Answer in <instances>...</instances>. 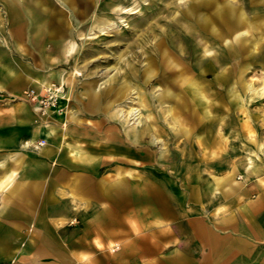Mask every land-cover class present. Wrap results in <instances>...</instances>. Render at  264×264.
Returning <instances> with one entry per match:
<instances>
[{"label": "rangeland", "instance_id": "374dc122", "mask_svg": "<svg viewBox=\"0 0 264 264\" xmlns=\"http://www.w3.org/2000/svg\"><path fill=\"white\" fill-rule=\"evenodd\" d=\"M91 2L49 3L71 27L51 38L60 39V53L46 35L12 45L0 2V61L11 77L52 78L28 88L61 87L55 106L44 108L82 134L111 140L120 164L133 148L136 187L149 164L178 179L232 174L242 183L264 169V0ZM22 91L5 97L27 100Z\"/></svg>", "mask_w": 264, "mask_h": 264}, {"label": "crops", "instance_id": "0c3cea01", "mask_svg": "<svg viewBox=\"0 0 264 264\" xmlns=\"http://www.w3.org/2000/svg\"><path fill=\"white\" fill-rule=\"evenodd\" d=\"M0 2L12 45L46 35L60 53V39L51 38L72 32L50 8L52 0ZM36 10L47 14L36 17ZM3 64L0 264H264L263 168L248 182L232 178L217 186L221 177L178 179L149 164L136 187L133 146L120 164L117 146L102 134L63 124L54 108L45 120L30 101L8 100L5 95L52 78L24 72L13 78Z\"/></svg>", "mask_w": 264, "mask_h": 264}, {"label": "built area", "instance_id": "2783aa9c", "mask_svg": "<svg viewBox=\"0 0 264 264\" xmlns=\"http://www.w3.org/2000/svg\"><path fill=\"white\" fill-rule=\"evenodd\" d=\"M59 87L56 88H45L42 87L41 90H36L34 88H28L22 91L21 95L30 101L34 107L39 108L38 111H43L45 106H55L57 99L59 98L58 92ZM36 108V110L38 109ZM45 142L44 139L38 141V145Z\"/></svg>", "mask_w": 264, "mask_h": 264}, {"label": "bare ground", "instance_id": "6f19581e", "mask_svg": "<svg viewBox=\"0 0 264 264\" xmlns=\"http://www.w3.org/2000/svg\"><path fill=\"white\" fill-rule=\"evenodd\" d=\"M6 1V3L8 2V3H11L12 5H10V6H14V4H13V1L14 0H5ZM18 1H22V0H18ZM59 3H61V4H65V1L66 0H57ZM66 6V5H65ZM116 7V6H115ZM26 9H27V7H26ZM119 9V8H118ZM122 10V9H121ZM132 10V9H131ZM220 13V12H219ZM241 14H242V11H241ZM222 15V14H221ZM218 16V15H217ZM219 17V16H218ZM227 18V17H226ZM221 20V19H220ZM226 20V19H225ZM229 21V20H228ZM241 21V20H240ZM244 21V20H243ZM248 21V20H247ZM230 22V21H229ZM57 23V22H56ZM246 23V22H245ZM63 24V23H62ZM188 24V23H187ZM226 24V23H225ZM240 24V23H239ZM186 25V24H185ZM238 25V24H237ZM53 27V26H52ZM55 28H57V27H55ZM190 28V27H189ZM243 28V27H242ZM56 30V29H55ZM235 31V30H234ZM241 32V31H240ZM57 35V34H56ZM237 35V34H236ZM201 38V37H200ZM228 39V38H227ZM236 39V38H235ZM2 41V40H1ZM143 41V40H142ZM148 41V40H147ZM241 41V40H240ZM236 42V41H235ZM68 46H70V45H68ZM67 47V46H66ZM63 48V47H62ZM67 49V48H66ZM70 50V49H69ZM212 48L211 47H209V46H205L204 48H203V53L204 54H210V53H212ZM2 65H4L3 64V62H2ZM5 66H8V65H5ZM151 76V75H150ZM63 79V78H62ZM182 80V79H181ZM47 83V82H46ZM48 88V87H47ZM262 90L264 91V82H263V84H262ZM60 89H61V87H60ZM196 91V93H198V91H197V89H195ZM160 94V93H159ZM164 94V93H163ZM167 97V96H166ZM165 102V101H164ZM127 104H129V103H127ZM130 107V106H129ZM168 107V106H167ZM36 108H38V107H36ZM36 108H35V110H36ZM171 108H172V106H171ZM50 108H44L43 109V112L45 113H47L48 112V110H49ZM118 109H119V107H118ZM127 109V108H126ZM132 108H130V110H131ZM170 109V108H169ZM168 109V110H169ZM39 110V108L37 109V111ZM133 110H134V108H133ZM151 111V110H150ZM170 111H171V109H170ZM115 112V111H114ZM132 114V113H131ZM135 114H137V115H139L138 113H135ZM170 114V113H169ZM171 114H172V112H171ZM150 115V114H149ZM148 115V116H149ZM174 117V116H173ZM172 117V118H173ZM129 118H130V116H129ZM138 118V117H137ZM129 120V119H128ZM138 120V119H137ZM130 121V120H129ZM128 121V122H129ZM139 121V120H138ZM127 122V123H128ZM137 122V121H136ZM144 122V121H143ZM135 123V122H134ZM131 124V123H130ZM143 124V123H142ZM141 124V125H142ZM50 125V124H49ZM52 126V125H51ZM45 127V126H44ZM48 129V128H47ZM126 130V129H125ZM154 130V129H153ZM49 131V133L47 134V136H50L51 134H52V130L50 129V130H48ZM56 131H57V129H56ZM54 132V131H53ZM134 133V132H133ZM56 134V133H55ZM52 136V135H51ZM159 138V137H158ZM160 139V138H159ZM158 139V140H159ZM157 140V139H156ZM231 179H232V174H230L229 176H226L225 178H223V177H221V178H219V179H216V184H217V186L219 185V184H222V181H224L225 183H227V182H230L231 181ZM233 181V180H232ZM216 188H218V187H216Z\"/></svg>", "mask_w": 264, "mask_h": 264}]
</instances>
